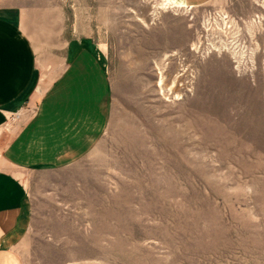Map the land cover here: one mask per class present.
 Masks as SVG:
<instances>
[{
	"label": "rangeland",
	"instance_id": "374dc122",
	"mask_svg": "<svg viewBox=\"0 0 264 264\" xmlns=\"http://www.w3.org/2000/svg\"><path fill=\"white\" fill-rule=\"evenodd\" d=\"M0 18L34 70L6 135L70 69L107 81L80 157L0 155L26 190L24 264H264V0H0Z\"/></svg>",
	"mask_w": 264,
	"mask_h": 264
},
{
	"label": "crops",
	"instance_id": "0c3cea01",
	"mask_svg": "<svg viewBox=\"0 0 264 264\" xmlns=\"http://www.w3.org/2000/svg\"><path fill=\"white\" fill-rule=\"evenodd\" d=\"M196 8L213 0H179ZM0 18V155L17 167L58 165L78 158L107 124V81L98 69H70L37 106L35 116L6 135L8 121L34 95L32 45L13 23ZM12 130V129H11ZM7 137V138H6ZM26 190L0 166V264H24Z\"/></svg>",
	"mask_w": 264,
	"mask_h": 264
},
{
	"label": "built area",
	"instance_id": "2783aa9c",
	"mask_svg": "<svg viewBox=\"0 0 264 264\" xmlns=\"http://www.w3.org/2000/svg\"><path fill=\"white\" fill-rule=\"evenodd\" d=\"M15 116H16L17 118H19L20 115H19V114H16Z\"/></svg>",
	"mask_w": 264,
	"mask_h": 264
}]
</instances>
